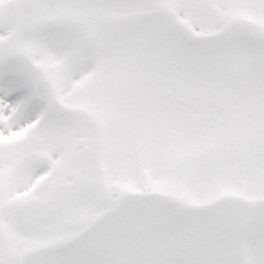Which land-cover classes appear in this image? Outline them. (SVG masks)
<instances>
[{
  "label": "snow or ice",
  "instance_id": "snow-or-ice-1",
  "mask_svg": "<svg viewBox=\"0 0 264 264\" xmlns=\"http://www.w3.org/2000/svg\"><path fill=\"white\" fill-rule=\"evenodd\" d=\"M0 264H264V0H0Z\"/></svg>",
  "mask_w": 264,
  "mask_h": 264
}]
</instances>
